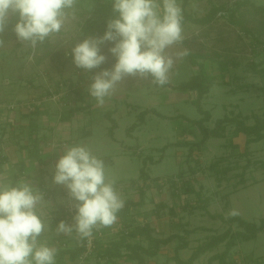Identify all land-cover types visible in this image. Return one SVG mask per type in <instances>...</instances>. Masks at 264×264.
<instances>
[{
  "label": "rangeland",
  "instance_id": "374dc122",
  "mask_svg": "<svg viewBox=\"0 0 264 264\" xmlns=\"http://www.w3.org/2000/svg\"><path fill=\"white\" fill-rule=\"evenodd\" d=\"M242 1L248 2L240 13L246 27L254 29L264 23V0H188L186 11L196 18L204 17L211 3L228 9L226 15H218L210 26H184V41H188V45H178L170 51L174 53L187 49L194 57L193 64L188 55L177 60L170 73L169 88L156 86L151 80L127 77L117 86L114 94L106 98V103L119 108L122 113L114 119L115 123L120 124L117 139L134 146L131 165L127 168L120 165L119 171L116 168L108 174L115 178L116 189L125 204L128 201L138 202L140 190L144 189L147 193L143 205L130 208L126 217L129 220L123 223L118 218L113 226L100 228L103 237L96 244L94 254L84 264H111L102 256L103 251L120 237L123 229L147 225L151 229L155 227L154 237L180 235L189 243L188 249L180 253V258L187 260L199 245L213 235L223 234L229 228L225 222L229 214L256 224L264 219V171L256 165L264 161V141L247 145L245 136L237 135L233 126H227L223 139L209 140L204 147L195 149L193 155L188 157V148L177 144L199 142L201 135L198 129L187 124L184 119L163 120L152 114L145 118L142 126L133 131L136 135L133 141L125 140L126 130L133 123H138L137 116L144 110L155 109L165 117L181 115L191 121H199L202 117L192 104L197 93L173 89L199 75L200 65L207 75L216 79L211 95L202 102L203 109L212 115V120L205 125L208 129H213L217 120L232 114L247 117V125L264 121V36L257 42L255 38L241 32L240 28L229 24L230 11L236 2ZM179 2L182 6L183 0ZM115 16L112 0H79L77 19L67 22L61 33L50 37L48 48L38 45L32 48L21 43L8 28L0 34L5 42L4 47L0 48V160L6 159L9 152L14 157L13 161L1 166L0 175L6 180H9L7 175L10 170L19 172L23 167L26 172L30 165L33 167L37 164L36 161L30 163L28 158L31 152L37 150L34 139L38 131L36 128H39L36 122L41 120V112L51 111V115L59 116L60 119L71 107L79 109L93 99L87 93L89 87L86 84H91L87 77L113 67L115 58L108 51L113 45L108 42L101 46V53L107 59L99 68L90 72L75 66L71 49L85 38L102 36L107 22ZM16 19L18 17H10L14 23ZM220 64L225 70H221L223 67ZM29 105L32 106L28 109L36 106V110H28L26 106ZM100 121H105V127H111L106 117L101 116L95 120L97 135L94 142L99 146L102 134L105 135V127L100 128ZM48 125L44 129L45 137H49L46 134L52 128ZM187 129L189 131L184 132ZM114 149L108 155L119 153ZM145 159L146 175L150 177L148 182H144V178L139 175ZM226 168L228 170L225 171ZM179 173L184 175L185 184L182 187H187L177 193L170 180ZM29 176L25 173L22 178L39 188L36 181L40 179ZM120 180L129 184L119 185ZM185 188H189L190 192H185ZM39 190L51 206L53 228V224L56 225L55 217L65 207L71 206L72 202L67 192L62 195L61 191H55L54 195L53 191L44 190L41 186ZM55 196H63L61 198L64 201L54 204ZM204 204H207L206 210L202 208ZM163 227L166 229L162 230ZM157 228H160V233ZM232 231L236 233L241 229L233 224ZM186 232L191 233L187 235ZM44 238L48 243L58 240L53 232L45 233ZM129 241L131 245H148L143 239ZM62 243H54L53 246L58 248ZM176 246L178 242L174 241L170 247L161 249L156 258L147 259L146 264H175L172 258ZM224 251L223 244L194 264H220L218 260L212 259ZM122 254L123 258L116 260L115 264H135L128 259L127 251H122ZM76 262L67 264H78ZM227 262L264 264V233L258 234L252 242H239Z\"/></svg>",
  "mask_w": 264,
  "mask_h": 264
},
{
  "label": "clouds",
  "instance_id": "9594fccd",
  "mask_svg": "<svg viewBox=\"0 0 264 264\" xmlns=\"http://www.w3.org/2000/svg\"><path fill=\"white\" fill-rule=\"evenodd\" d=\"M78 4L79 0H0V34L10 17H18L12 31L21 43L35 48L77 19ZM112 6L116 16L107 22L104 34L85 38L71 49L75 66L90 72L107 59L101 46L112 43L108 51L115 58L113 67L96 72L88 88L101 107L127 77L151 80L159 87L169 84L177 60L189 54L187 49L170 51L185 39L179 0H112ZM4 43L0 38V48ZM53 182L67 189L76 210L73 223L61 220L54 230L44 194L27 179L13 182L0 175V264H56L58 249L47 242L45 233L75 234L83 240L117 222L125 201L104 160L88 144L62 150Z\"/></svg>",
  "mask_w": 264,
  "mask_h": 264
},
{
  "label": "trees",
  "instance_id": "16d2710c",
  "mask_svg": "<svg viewBox=\"0 0 264 264\" xmlns=\"http://www.w3.org/2000/svg\"><path fill=\"white\" fill-rule=\"evenodd\" d=\"M82 1V0H81ZM248 5L247 1L236 2L234 4V9L229 13V24L232 26H236L240 28L241 32L247 34L258 42L259 38L264 36V23H260L258 27H254V29H249L246 27L245 20L242 16L241 10ZM188 6V0H183L182 8L184 13V26L187 24H191L199 27H207L213 24L218 15H226L228 9L225 6H215L211 3V8L209 12L202 18H196L192 16L189 12L186 11ZM14 25V21L10 20V23L6 28L11 29ZM50 38L46 40L43 44H39V46L49 47L50 46ZM184 46L188 45V41L183 42ZM264 45V44H263ZM188 57L191 60V63L194 62L193 55L188 54ZM221 70H225V67L220 64ZM200 74L197 76H193L189 81L181 83L179 86L175 87L173 90L179 92H196L197 98L192 102L193 106L196 108L198 114L202 117L199 121H191L190 119L183 117L181 115L169 118L165 117L155 109L144 110L137 116L138 123H135L132 127H130L127 131V134L133 132L138 127L142 126L145 123V118L152 114L158 118L163 120H179L184 119L188 124H192L193 127H196L201 135V140L195 144H177L180 147L188 148V157L193 155L195 149H199L204 147L207 142L211 139H223L225 136V132L227 126H233L234 131L237 135H243L246 137V144H258L264 141V121H257L254 125H247L246 122L249 120L247 117H242L240 114L234 115L232 114L230 117H224L223 119H219L216 121L213 129H208L205 125L209 123L212 119V115L209 111H206L202 107V102L204 98H206L211 89L214 87L216 83V79L213 76H209L203 69V66H199ZM170 85L167 84L163 86V88H169ZM79 109L75 107H71L67 112L66 116H62L61 121L65 122L69 118L78 112ZM111 116V115H110ZM108 115V119L111 123V127L109 128V135L113 137V132L117 129V124L114 120L110 119ZM6 162V159L0 160V173L2 172L1 166ZM146 164L147 159L143 161V168L140 171V178H144V182H148L150 177L146 175ZM258 167L264 171V161L256 163ZM215 168V167H214ZM228 170L227 168L225 171ZM183 174L179 173L177 177L183 178ZM243 181V180H242ZM171 185H173V180H170ZM184 187H187L184 186ZM182 187V188H184ZM189 188H185V192H190ZM146 196V190H140V199L138 202L128 201L123 209L118 213V218L124 223L126 221V217L130 211L131 207H138L144 204ZM204 210L207 209V204H204L202 207ZM61 220L65 219L64 209L61 213ZM225 222L229 225V228L221 235H213L210 237L205 243L199 245L192 253L191 257L184 261L180 258L179 252L188 248V242L184 239V237L180 235H171L165 239H159L153 236L155 232L149 226L145 225L143 227H134L130 229H123L120 233V237L114 241L105 251H103L102 256L108 260L111 264H115L116 260L123 258L122 251L128 252V259L135 264H146L147 259L156 258L163 247L170 246L174 241H177L179 244L175 248V255L172 258V261L175 264H194L197 260H199L202 256L207 253H211L216 250L221 245H225V251L218 256L213 257L212 260H218L220 264H237L235 262H227V258L230 257L231 251L238 245L239 242L249 243L254 241L257 238V235L260 233H264V219L260 221L259 224L251 223L243 220L242 218L233 216L229 214L227 216V220ZM235 224L241 231L233 233L232 225ZM191 232H186L189 235ZM75 234H73L70 239L75 243L73 248L63 249L58 251V255L56 257V264H67L65 261L68 259L69 262H76L79 260L80 256L84 252V248L81 243L84 241L75 238ZM143 239L148 243L147 247H143L141 244L136 243L134 245L130 244L129 239ZM99 240L96 242V244Z\"/></svg>",
  "mask_w": 264,
  "mask_h": 264
},
{
  "label": "crops",
  "instance_id": "0c3cea01",
  "mask_svg": "<svg viewBox=\"0 0 264 264\" xmlns=\"http://www.w3.org/2000/svg\"><path fill=\"white\" fill-rule=\"evenodd\" d=\"M209 95H211V91H210ZM204 100H205V98H204ZM81 108H83V109H81ZM54 113L57 114L56 112H54ZM51 114H52L51 111L41 112L40 116H39V118L41 120H38L36 122L37 124H39V128L38 129L36 128V131L37 130L38 131H37V133H35L36 136H35L34 141L36 142V147H37L36 149L39 150V152L37 150H36V152H33V153L31 152V154L28 158L29 159L28 161L30 163L36 161L37 164L35 163L36 165L34 164L33 167L30 165L28 167V169H26V172L23 170V167H21L22 169H20L19 172L15 171L14 169L10 170L8 175H7L9 180L11 179V181L14 182L18 179H21L22 175H24L26 173V174L30 175L29 178L33 177V178H36V180L40 179L38 181L34 180L38 183V184L37 183L36 184L39 185L38 186L39 188L41 186V188H43L44 190L49 189V190L53 191L54 195H56L55 191H61L62 195H64L65 192L68 193L67 189L63 185H58V184L53 182L54 167H55V164H56L59 156L62 154V150L66 146L73 145L76 143L88 144L92 148L94 153L97 154L98 156H100L104 160L108 172L112 171L116 168H117V171H119L120 167H121L120 165H123V167H126V168L131 165V162L133 160V155L131 152H132V148H134V146H130L129 144H126L123 141L120 142L117 139V132L120 129L119 123L118 124L116 123L118 128L114 130L113 137H111L109 135V127H105L103 124V122H105V121H100L99 123H102L101 124L102 126L100 128L105 127V129H104L105 135L102 134L101 146H99V144H96L94 142L95 138H96L95 135H97V130H96L97 127L95 126V120L101 116L108 118V115L109 116L111 115L110 116L111 120L116 119L117 116L119 118L122 115L119 108H116L113 105H110V103L108 104L106 102L102 107L98 106L95 99L93 98L89 102H86L85 105H83V107H80L78 112H76L71 117V119L69 118L65 122L61 121L62 117L59 119V116H55V115L53 116ZM66 115H67V113H65L63 116H66ZM50 122H52V123H50ZM48 123H49V125H48ZM134 124L135 123H133L132 126ZM47 125L50 127L52 126V128H50V130H49L50 132H47V134H46V135H49V137L48 136L45 137L44 129L46 128L45 126H47ZM189 125L191 126V124H189ZM128 129L126 130V133H127ZM187 131H189V130L188 129L184 130V132H187ZM80 133H81V135H80ZM126 135H127V137L125 139L126 141L131 142L134 140V138H136V135L133 134V132L126 134ZM108 137H110L111 139H107ZM103 139H106V140H103ZM113 148H115L114 150L119 151V153L116 154V153H113L114 152L113 151L112 155H108V154H110V152L112 151ZM182 148H184V147H182ZM13 158L14 157H13L12 152H9L6 155V162L13 161L12 160ZM118 161H119V163H118V165H116V162H118ZM42 175H44L45 177L42 178ZM120 175H122V174H120ZM123 183L129 184L128 182L126 183L124 180L118 181L119 185L123 184ZM39 188H37V189H39ZM57 195H59V194H57ZM55 197H56V200L54 199L55 200L54 204H56L57 202H58V204H60V202L64 199V198H61L63 196H61V197L55 196ZM133 202H135V201H133ZM58 210H59V208H58ZM56 211H57V209H56ZM61 213H62V210H61ZM56 215L57 214H54V216H56ZM60 216H61V214L58 217H55L56 218V220H55L56 225L58 224L59 221H61ZM126 219L129 220V218H126ZM56 225L53 224V226H54L52 228L53 230L55 229ZM163 228H161V229L162 230L166 229V228H164V229ZM152 229L155 231V227L152 226ZM159 229L160 228H157L158 232L160 233ZM161 232L164 233V231H161ZM171 235H173V234H171ZM171 235H169V236H171ZM169 236H162V237L155 236V237L159 238V239H165ZM64 237H67V236H57L58 240H56L55 242L50 241L49 244L53 246L54 243H57L56 245H58L59 242H61V243L64 242V243H62V245H60L57 248L58 250H60L62 247H63L62 250L73 248L75 243L70 239V236H68L65 239H64ZM45 238H46V236H45ZM112 238H114V237L112 236ZM188 245H189V243H188ZM170 246H167V247H170ZM167 247H163V248H167ZM187 249H185V250H187ZM182 251H184V250H182ZM182 251L179 252V256H180V253ZM182 260H184V259H182ZM187 260H184V261H187ZM65 261L67 263H69L68 259H66Z\"/></svg>",
  "mask_w": 264,
  "mask_h": 264
},
{
  "label": "built area",
  "instance_id": "2783aa9c",
  "mask_svg": "<svg viewBox=\"0 0 264 264\" xmlns=\"http://www.w3.org/2000/svg\"><path fill=\"white\" fill-rule=\"evenodd\" d=\"M87 80H88L89 83H91V81H92L91 80V77H87ZM86 86L89 87L88 84H86ZM87 93L89 94L88 91H87ZM31 106L32 105L26 106V108L28 109ZM33 107H34V109H31V110L28 109V110L35 111L36 110L35 109L36 106H33ZM173 184H174L175 189H176V191L178 193V191H180L182 189V186L185 183H184L183 178L175 177V178H173ZM75 212H76V210H75V208L72 205L71 206H68V207H65V209H64V215H65L64 221L67 222V223H69V224L73 223V217L75 215ZM102 237H103L102 236V232L100 231V229H98V230H94L93 235L90 238L84 239V241L80 245V246H82L84 248V252L80 256L79 260H77L76 263H78V264H84V261L87 258L91 257L94 254V252L96 250V247H97L96 246V242L98 240L100 241Z\"/></svg>",
  "mask_w": 264,
  "mask_h": 264
}]
</instances>
